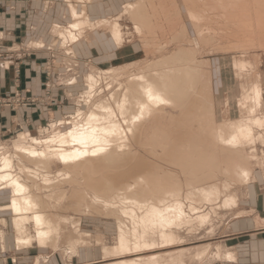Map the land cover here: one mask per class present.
I'll list each match as a JSON object with an SVG mask.
<instances>
[{
  "label": "bare ground",
  "instance_id": "bare-ground-1",
  "mask_svg": "<svg viewBox=\"0 0 264 264\" xmlns=\"http://www.w3.org/2000/svg\"><path fill=\"white\" fill-rule=\"evenodd\" d=\"M91 1L67 0L72 22L65 28L58 24L55 29V36L64 39V47L73 45L67 50L79 46L87 28H96L120 49L127 42L121 25L123 16H127L131 31L126 37L144 39L145 50L148 55L156 56L155 60L141 71L137 69L123 79L117 78L111 95L106 94L105 87L97 97L87 93L83 103L90 105L88 113L79 109L71 121L73 128L66 124L57 127L59 121L65 120L59 119L48 128L54 131L44 140L29 139L22 134L14 145L20 153L16 156L19 161L7 153L0 159V191L9 193V204L3 210L13 216L16 247H48L53 238L57 244L64 225L82 233L80 219L68 222L54 212L62 208L56 206L57 200L67 196L66 200L79 210L93 189L96 199L104 200L107 215L119 214L117 253L129 254L130 250L139 253L134 257L136 260L131 259L132 263L110 264H140L147 257L141 250L153 247L149 239L154 241L159 237L165 243H173L177 229L208 222L211 214L200 209L204 204L219 202L228 210L237 209L241 199L228 190L232 182H241L244 188L251 184L255 170L250 164L254 159L257 158L255 165L264 170V150L263 159L258 153V145L264 148V113H260L264 108V86L258 74L261 61L259 56L254 57L255 63L242 58L244 51L258 44L264 49V0H137L128 3L117 17L97 20L89 15L87 2ZM188 26L197 36L192 42L204 41L207 47L220 32L233 41L221 50L244 53L242 57L236 56L233 63L235 71L239 70L235 72L238 85L243 88L237 99L240 117L218 122L212 65L208 60L198 59L200 51L183 45L192 39ZM159 32H169L170 41L152 51L151 42ZM213 33L216 35L212 36ZM173 45L178 50L166 54ZM98 81L93 74L89 76L88 89H98V86L101 89ZM94 106L96 110H91ZM66 127V133L58 131ZM148 140L154 145L149 154L159 158L161 151L173 157L185 180L167 173L137 150L149 145ZM55 162L62 168L54 173ZM221 174L228 178L227 182L217 180ZM108 185L114 188L107 191ZM49 191L51 194L46 196ZM55 192L59 195L53 196ZM241 214L238 212L233 219ZM126 217L132 222L133 234L125 227ZM128 235L135 240L134 246ZM61 237L67 238V235ZM222 249L216 253L218 261H231L234 255L223 253Z\"/></svg>",
  "mask_w": 264,
  "mask_h": 264
},
{
  "label": "rangeland",
  "instance_id": "rangeland-1",
  "mask_svg": "<svg viewBox=\"0 0 264 264\" xmlns=\"http://www.w3.org/2000/svg\"><path fill=\"white\" fill-rule=\"evenodd\" d=\"M45 1L47 2L46 3L47 6L52 5V0H45ZM54 1H58L57 4H59L60 6V12L63 11L64 13L62 19H60V23L56 21L52 26L54 44L51 45V47L53 48L55 45L56 47L54 48H57L55 51L58 53V54L56 53L57 54V57H55L56 59L54 57L53 58L56 61L59 60L57 63H55V65L56 67L58 66L61 74H64L67 71L73 74L69 78V80L70 79L71 80L70 81L68 80V83L70 85L76 82L78 83L72 85L71 86L72 89L68 90L69 94H71V96L68 97H66V94L64 92H62V95L60 97L58 96L52 97V92H51L52 90L51 88H49L46 95L48 94L49 99L47 101H50L51 104H48V106H50V108H55V110L52 112L53 116L51 117V119L49 118L50 120L48 119L45 122V125L37 131H33L30 133L21 132L15 134L9 142L0 146V159L4 153H7V155H12L14 156L16 161H19L18 160L19 157L16 156L19 155L20 153L16 150L14 145L18 143V140L22 134L27 135L29 139L32 137L42 139L44 137L51 136V132L54 130L48 128H50L53 125V123L55 121H58L59 119H65V120L61 121L63 124H60L61 122L59 121V125H57V127L64 126L65 124L70 125L68 127H72L73 124L71 123V121L73 119V116L77 117L78 114L77 111L79 109H83V112L88 113L90 105H86L83 103L84 97L85 96L87 97V93L91 94L92 98L97 97L99 96V94H101L102 89H104L105 87V90L107 92L105 93L106 94L110 93L111 95L113 94L111 93V91L115 90V87L117 86V82H116L117 78L121 77L120 79H123V77L125 78V75L128 76V73H131V71L132 72L134 71L136 73L137 69L138 71H141L147 64H150L151 61L155 60L156 56L153 57L151 55H148L147 51L145 50L146 43L144 42V39L138 36L133 37L132 39L130 37H126L128 34L130 35L129 31H131V22L127 16H123L124 18L121 24L127 42L124 43V46H122L120 49H119V45L117 44L112 45V43L110 44L109 40L106 38V35L102 33H98L96 28L94 29L87 28V31L80 38L81 41L79 43V46L75 49L76 55H74L73 50L70 51L67 50L73 45H68V47H64L63 46L64 39L61 36L60 37L58 35L55 36V29H58L56 25L59 24L60 27L65 28L68 25H70L72 22V15L69 12L67 0H54ZM135 1L137 0H92L91 2H87V5H89V13H90L89 15L93 20H97L98 18L113 19L114 17H117L120 14V11L122 12L125 11V7L128 3H132ZM177 1L181 2L182 0H177ZM157 6L159 7V1H157ZM151 8H152L151 5H149V11L153 15ZM174 15L175 14H171V16ZM184 17L186 20L185 10H184ZM96 22L97 21H94V23ZM193 30L194 29L189 27V31L192 39L191 42H183V45L186 46L187 48L191 47L193 49L195 48L198 51H200L197 55L198 59L205 61L208 60L212 65L213 79H214V86L216 93V105L218 106V113H217L218 122L220 121L222 123V121L225 120L228 121L240 117L238 111L237 99L240 95H242L243 88L238 85L236 79L235 72L237 73L239 70L237 69L235 71V67L233 66L235 60L234 58H236V56L242 57V55H244V53L246 52L245 53L246 56L244 55V57L242 58H244L247 61H252L253 63H255L254 57L259 56L258 58L260 59L261 63L258 64L259 67L258 74L261 75L262 77L261 82L262 85L264 86V49H262V47L259 46L258 44L257 46H255L256 48L246 50L244 51V53H237L234 52L233 50L232 51L224 50V49L221 50L223 47L224 48L226 46L229 47V44L233 41L231 40L230 42V40L226 39V37L220 32H217L218 35L214 33L212 34V36L216 35L213 41L214 43L210 44L209 42H207L209 44H207L206 47V43L204 41L197 40L192 42L193 38H197L196 33ZM159 33L155 35L154 40L152 41L153 43L151 42L152 51L154 50V48H157L159 45H160L159 47L166 46V43L170 41L169 32L163 34L162 32ZM219 35L222 36L218 37ZM128 41L129 42L131 41V43H129ZM200 42L202 43L200 44ZM209 45L210 46L213 45V46L208 47ZM215 48H218V50ZM177 50L178 47H175V45H173L168 50V52H166V54L175 53ZM202 50L204 53L202 52ZM30 53L31 51L29 50L28 46L23 45V46L15 47L13 50L10 51V53L8 52L5 53V51H2L0 49V58L6 56V54H8L7 55L8 57L10 56V54H13L14 57L17 59H25V57H27ZM149 54H151V52H149ZM171 55L172 54H170L169 56ZM7 56L6 58H8ZM159 56L160 55L158 54L157 55L158 60L161 59ZM63 57L68 60L67 64H70V66H67L66 62H64L63 60L64 59ZM74 61L76 62L74 63ZM134 65L135 68L133 67ZM17 67L18 64H16V69H18ZM105 73H107L110 77L108 75L105 76ZM121 73H123V75ZM92 74L96 80L97 79L99 80L98 83L101 85V89H99L100 87L98 85L97 88L99 90L88 89L87 82L89 80V76H91ZM17 75H19V70H17ZM101 77H103V79H101ZM105 78L107 79L110 78V79L106 81ZM110 82L112 85H110ZM108 83L109 86L107 87ZM18 92L19 91H17L12 98L0 99V104L13 109H16L20 106H24L25 104L28 105V103H30L29 100L22 98L18 94ZM92 92H96V93H92ZM45 105L47 106L46 102ZM91 110H96L95 106ZM260 113L262 114L264 113V108L263 111H261ZM68 127L64 129H58V131L62 130L64 131L63 133H66L68 131L67 129ZM147 143L149 145H146L142 149H140V147H137V150L138 151L141 150L142 154L145 155V158L148 157L149 160L159 164L163 169H165L166 172L168 171L170 173L177 174L183 180H185V176H183L184 173L182 172V169L176 165V161L173 160V157H167L166 156L167 154L165 155L164 153L159 151V158L156 157L153 158V156L149 154L148 150L152 153L153 152L152 148L154 147V145L152 144L151 140H148ZM168 148H170V146ZM247 150L249 151V149ZM262 150H264V148L258 145L259 157L260 156L262 157L260 159H263ZM172 153L174 154V152ZM255 161H257V158L254 159L253 162H251L250 166L253 165L255 170L254 171L255 176L253 178H259V175L260 176L264 175V170L260 169L259 165H255ZM52 168L54 170L53 172L55 173V171L61 169L62 166L60 165L59 162H55L52 164ZM160 172H162V169H160ZM214 179L216 180V178ZM218 179L221 182L228 181V178L222 174L217 178V180ZM254 181H256V179H253L252 182ZM82 183H84V181H82ZM108 188L109 189L107 191L112 190L114 186L108 185ZM244 189L246 188H244V185L241 182H236V183L232 182L231 187L228 191H230L231 193L234 192L233 194H236L238 199L242 200L243 196L245 195ZM182 192L184 193V188L182 189ZM230 192H228V194H231ZM0 194H4L7 197L9 196L8 195L9 193L4 191H0ZM50 194L51 191L45 193L46 196H49ZM95 194H97L96 191L90 189L88 195L85 196L84 202L82 201L83 206L79 210H75L74 209L75 207L70 202H68V200H66L67 196L63 197V199H58L57 201L60 202L59 204L58 202H56V206H62V208L54 209V212L56 214H59L61 219H64L68 222L77 221L80 219V223H81L80 228L82 230V233H77L74 230V228H72V226L64 225L63 226L65 227L64 230L61 232V234L58 235L59 237L57 236V244H54V241L56 239L53 238L52 243L49 242L46 245L48 247L35 246L33 248L32 247L19 248L16 247L15 245V250L19 252L25 250H31V251L22 252L25 253L22 254L23 256L22 255L19 257L15 256L12 259H10V262L16 261L18 262L17 264H33L35 257L38 255H42V256L37 258L36 262L38 259L41 261V259L45 256H51L53 259L50 264H98V263L110 264L111 262L114 261L132 263V260H136L134 257L136 256V254L139 253H135L134 250L133 251L130 250L131 252H129V254L125 253L122 255L121 253H117L116 251L117 248H120L119 247L120 223L119 220L116 218L119 216V214L117 213L114 215H107L108 209L106 208L107 206L104 200L96 199ZM55 195H59V194L55 192L53 196ZM223 204L224 203H222V205ZM222 205H220L219 202H217L216 204L213 205H211V203H207L201 206L202 208L200 209L203 213L209 212L211 214L210 216L211 219L209 220L210 222L204 220V222L200 221L198 223L187 225L185 227L182 226L183 225L182 224L181 226L184 228L177 229V233H178L176 235L177 239L173 243H165L161 239H159V237L155 238L154 241H152V239H149L151 242H153V245H151L153 247H150V249L141 250L140 253L146 254L144 256L147 257L145 258L144 262L140 264H153L154 262H156V264H163V263L164 264L167 263L168 264H218L219 261L216 253L218 252L219 248H223L221 247L222 244H220V242L224 239L226 234H228L227 233L228 222L234 218L235 214L238 211V208L235 210L232 209L233 210L232 211L226 209L225 205L224 206ZM188 211H192V210L189 209ZM11 218H12V228H13L14 236L16 238V231L13 224V216H11ZM124 219L127 220V224L125 226L127 231H129L130 229L132 231L131 220L128 219L127 217ZM177 227H173V228L176 229ZM31 230L33 231L32 228ZM25 233L27 234L29 233L27 229L25 230ZM128 233L131 234V232ZM69 234H71V237L69 236ZM62 235L63 236L67 235V238H62L61 237ZM131 235H128L127 237H129L128 239H130V241L133 242L132 245L134 246L135 240L132 238L133 235L132 237H130ZM70 239L72 240V242ZM84 240L87 243L89 242V244L88 245L85 244ZM15 241L16 239H14V244ZM76 246H78L79 249H76ZM222 250H225V248H223ZM151 256L154 259L151 258ZM0 261H1L0 264H4L6 262V259H0Z\"/></svg>",
  "mask_w": 264,
  "mask_h": 264
},
{
  "label": "crops",
  "instance_id": "crops-1",
  "mask_svg": "<svg viewBox=\"0 0 264 264\" xmlns=\"http://www.w3.org/2000/svg\"><path fill=\"white\" fill-rule=\"evenodd\" d=\"M57 2L52 0V5L47 6L45 0H0V49L10 53L15 47L26 45L31 51L25 59H17L13 54L0 58V99L12 98L19 91L18 94L30 102L16 109L0 104V146L17 133L39 130L51 119L55 108L48 106L51 104L46 95L49 88L52 97H60L62 92L66 97L71 96L68 90L72 89V84L68 80L73 74L68 71L61 74L55 65L59 60H54L57 48L51 47L54 44L52 26L56 21L60 23L64 14ZM41 43L44 45L39 47ZM63 60L67 64L68 60ZM254 179L240 201L236 214H242L228 222V234L220 242L225 248L222 252H230L234 258L218 264H264V175ZM8 202V197L0 194V259H6L4 264H17L10 259L31 250H15L11 214L1 210ZM41 256H36L33 264L52 262L51 256H45L36 263Z\"/></svg>",
  "mask_w": 264,
  "mask_h": 264
}]
</instances>
